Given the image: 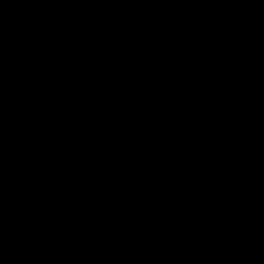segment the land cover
Masks as SVG:
<instances>
[{
  "label": "water",
  "instance_id": "95a60500",
  "mask_svg": "<svg viewBox=\"0 0 264 264\" xmlns=\"http://www.w3.org/2000/svg\"><path fill=\"white\" fill-rule=\"evenodd\" d=\"M0 264H264V0H0Z\"/></svg>",
  "mask_w": 264,
  "mask_h": 264
}]
</instances>
